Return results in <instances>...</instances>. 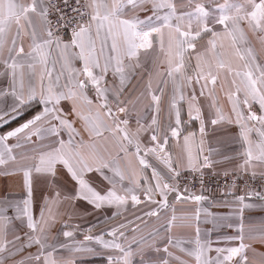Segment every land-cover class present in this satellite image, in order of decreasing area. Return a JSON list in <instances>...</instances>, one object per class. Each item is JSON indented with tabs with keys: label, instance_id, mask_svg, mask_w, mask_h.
<instances>
[{
	"label": "snow or ice",
	"instance_id": "snow-or-ice-1",
	"mask_svg": "<svg viewBox=\"0 0 264 264\" xmlns=\"http://www.w3.org/2000/svg\"><path fill=\"white\" fill-rule=\"evenodd\" d=\"M28 110L0 134V264H264L243 217L264 208V0H0V126ZM220 177L244 181L236 246L177 208Z\"/></svg>",
	"mask_w": 264,
	"mask_h": 264
},
{
	"label": "crops",
	"instance_id": "crops-1",
	"mask_svg": "<svg viewBox=\"0 0 264 264\" xmlns=\"http://www.w3.org/2000/svg\"><path fill=\"white\" fill-rule=\"evenodd\" d=\"M31 115L32 110H28L23 116L17 117L14 121L0 126V134H4L20 123H23L24 120L30 118ZM194 127H198V125H194ZM12 143H15L14 139ZM8 183L9 181L7 178L0 177V187H4ZM235 195L238 194L235 193ZM235 195L231 194L230 190L215 191L205 195L207 199L201 201L199 204H178L177 208L178 211H186L189 213L196 208L200 209L199 226L202 230V234L208 233L209 231L211 232L210 238L213 241V247L236 246L238 241L235 237L238 232L240 213L238 212ZM255 203L259 205V201H255ZM96 215L100 214L97 213ZM243 217L246 225L251 221H258L264 218V208L257 206L253 209H245ZM88 219L91 221L94 220L95 217L92 216ZM228 224H231L232 227L229 228L227 226ZM96 231H99V229H96ZM78 264H105V257L102 255H83L78 258Z\"/></svg>",
	"mask_w": 264,
	"mask_h": 264
},
{
	"label": "built area",
	"instance_id": "built-area-1",
	"mask_svg": "<svg viewBox=\"0 0 264 264\" xmlns=\"http://www.w3.org/2000/svg\"><path fill=\"white\" fill-rule=\"evenodd\" d=\"M237 183H238V187H237V190L235 193L238 195L244 194V190H245L244 181L240 180ZM257 184H258V182H257ZM252 187H257V185H252ZM190 190L192 192L197 193L198 195H204L205 196V195H208V194L215 192V191L229 190V189H227L225 187V181H224L223 177H220L219 179H217V178H206L203 191H201L199 183L191 185Z\"/></svg>",
	"mask_w": 264,
	"mask_h": 264
}]
</instances>
